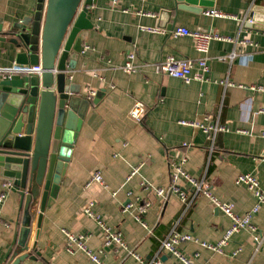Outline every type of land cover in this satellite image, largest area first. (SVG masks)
Wrapping results in <instances>:
<instances>
[{
	"label": "crops",
	"instance_id": "crops-1",
	"mask_svg": "<svg viewBox=\"0 0 264 264\" xmlns=\"http://www.w3.org/2000/svg\"><path fill=\"white\" fill-rule=\"evenodd\" d=\"M213 3L202 12L179 10L172 17L161 11L173 8L174 0H97L90 8L88 18L94 27L84 44L89 48L67 75L68 83L80 87L81 93L100 94L98 102L86 112L58 196L45 208L40 225L39 201L34 206L25 247L19 244L24 206L14 188L0 183V196L6 193L0 202V264H95L84 253L65 250L63 231L84 235L94 251L104 248V230L84 211L90 202L106 224L121 231L129 247L146 258L156 254L173 229L217 243L232 220L207 197L199 195L187 207L175 193L166 198L156 193L157 188L170 184L169 161L185 154L187 170L197 179H205L219 199L233 202L238 214L255 206L254 193L236 180L240 174L252 173L264 189V91L250 88L253 84L264 86V30L247 26V22L241 25L246 14L264 0ZM208 9L227 16L207 15ZM36 11L37 0H0L3 30L20 24L30 29ZM44 18L43 14L41 28ZM174 20V28L214 31L231 38L211 42L210 71L203 81L186 84L155 70L153 64L170 55L179 59L202 57L189 36L141 29L149 26L171 31L165 26ZM245 39L253 44H243ZM133 50L134 62L141 67L129 74L122 66ZM17 52L14 44L0 42V78H6L8 70L15 67ZM233 52L237 56L230 61L226 56ZM200 71L196 63L193 72ZM18 76L24 74L16 72L14 77ZM226 81L233 85H226ZM136 100L148 107L142 122L129 117ZM182 120L218 121L229 131L218 132L211 140L202 128L181 124ZM135 168L139 171L131 175ZM98 170L106 186L94 182L86 187ZM181 185L191 189L185 182ZM147 200L151 206L144 216L145 227L135 218L137 210L124 211V206ZM253 223L264 231V205ZM237 248L242 251L232 258L195 242L181 245L189 256L199 253L197 264H264V240L256 251L249 230L234 234L226 251ZM161 257L163 264H183L167 253ZM101 258L106 264H137L127 250L115 244L105 247Z\"/></svg>",
	"mask_w": 264,
	"mask_h": 264
},
{
	"label": "water",
	"instance_id": "water-1",
	"mask_svg": "<svg viewBox=\"0 0 264 264\" xmlns=\"http://www.w3.org/2000/svg\"><path fill=\"white\" fill-rule=\"evenodd\" d=\"M96 3L37 0L30 29L20 24L4 31L0 20V42H10L18 50L15 67L41 63L45 69L41 75L0 78V183L14 188L24 206L22 247L31 232L36 203H40V225L45 208L57 198L83 119L100 96L90 99L68 83L67 75L75 69L94 27L88 13ZM213 6V0H174V7L161 14L172 17L179 10L202 12ZM248 16L252 22L247 26L264 30V4H256ZM175 23L165 27L172 30Z\"/></svg>",
	"mask_w": 264,
	"mask_h": 264
},
{
	"label": "built area",
	"instance_id": "built-area-1",
	"mask_svg": "<svg viewBox=\"0 0 264 264\" xmlns=\"http://www.w3.org/2000/svg\"><path fill=\"white\" fill-rule=\"evenodd\" d=\"M205 14L210 16L217 17H226L227 15L216 10L208 9L205 11ZM249 12L246 14L241 27L247 22H252L248 16ZM142 30L149 32H169L174 36H189L193 39L195 49L202 54V57L198 59L192 58H176L174 56H167L166 58L156 62L154 65L155 70L159 73L167 74L176 78L182 79L186 84L192 83L194 80L203 81L206 79L207 73L210 71V66L208 63L209 57L208 53L210 50V45L213 40H231V38L224 36L218 32L214 31H201V30H192L188 27L180 26L172 29L171 31L162 30L156 27L142 26ZM243 44H253L252 41L245 39L242 40ZM89 48L85 46L82 50V53ZM237 56L236 52H233L226 56L230 61H233ZM136 58L135 50L129 51L127 55V61L122 69L131 74L138 72L140 70V65L134 62ZM198 63L201 66L200 72H193L194 65ZM45 69L42 64L30 65L26 68H12L8 70L9 74L6 77H12L16 72H20L24 75H41ZM226 85H233L232 82L226 81ZM240 87H246L245 85H240ZM251 89L255 91H264L263 85H251ZM95 92L90 93L89 97L94 96ZM148 111V107L143 102L136 100L129 110V117L137 122H142L145 118ZM264 112V109H262ZM208 118H206L207 120ZM181 124L192 125L195 127L202 128L203 131L207 134L208 138L211 140L215 139V136L218 132L229 131V127L221 124L220 122H199V121H180ZM264 135V132H263ZM185 146L187 143L184 144ZM188 162V156L185 154L182 157L171 159L169 161L170 171H171V181L167 187H159L156 189L157 195L166 198L170 194H177L182 202H184L187 207H190L196 198L199 195L207 197L210 202L214 205L215 208L221 210L225 215H227L232 220L231 226L226 230L224 236L217 242L212 243L206 240H200L190 233H181L177 230H171L165 238L161 241L160 247L156 254L150 258L135 252L132 250L128 243L126 242L124 235L121 231L116 230L106 224L103 218L93 210L94 203L90 202L84 209L85 213L94 218L99 226L104 230V243L103 247H108L113 244L118 245L125 250L128 254L133 256L136 259L137 264H163L162 254H170L183 264H197L195 258L199 256V253L196 252L194 256H189L181 249V245L184 242H195L199 246L209 249L214 253H219L227 255L229 257H235L239 252L242 251V248H237L231 252L226 251V247L229 245V242L232 236L236 233H239L241 230H249L252 236V240L255 244L256 251H258L261 243L264 240V231L258 229V227L253 223L254 217L260 211L261 207L264 205V189L261 188L258 178L252 173L240 174L236 180L237 184H244L247 188L254 193L257 198V203L250 210L244 212L243 214H238L235 211V204L233 202H224L219 199L211 190L209 183L205 179H197L192 175L186 168ZM139 171V168H135L131 175H134ZM94 182L106 186L102 172L100 170L96 171L91 178L86 183V187H89ZM181 182H185L190 185L191 189L187 190L181 185ZM146 188L150 186L147 183H143ZM5 186L8 187L6 184ZM6 193H3L0 196V202L5 198ZM151 206L149 200L142 202L141 204H135L129 202L124 206V211H129L131 209H136L137 213L135 218L142 225L147 227V224L144 220L145 214L148 212ZM65 234V250L70 254L84 253L90 260L95 264H106L101 255L104 254V248L94 251L86 243V238L84 235H77L67 229H64Z\"/></svg>",
	"mask_w": 264,
	"mask_h": 264
}]
</instances>
